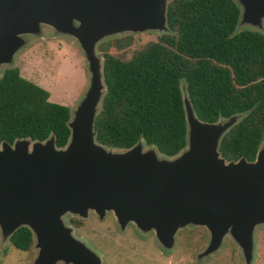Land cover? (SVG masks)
<instances>
[{
  "label": "water",
  "instance_id": "water-1",
  "mask_svg": "<svg viewBox=\"0 0 264 264\" xmlns=\"http://www.w3.org/2000/svg\"><path fill=\"white\" fill-rule=\"evenodd\" d=\"M170 1L0 0V78L2 66L30 40L45 37L46 28L77 44L88 74L69 111L63 147L55 146L53 134L0 143V240L28 229L35 251L29 264H103L65 222L89 212L99 220L110 212L120 232L129 223L140 234L154 232L165 251L174 247L179 229L203 226L208 239L197 261L229 238L243 264L254 263V232L264 227V140L253 161H225L218 151L244 114L200 121L181 82L185 137L175 155H162L142 139L128 149L95 141L93 124L106 91L96 44L122 33L165 31ZM230 1L239 12L234 32L264 34V0Z\"/></svg>",
  "mask_w": 264,
  "mask_h": 264
},
{
  "label": "trees",
  "instance_id": "trees-1",
  "mask_svg": "<svg viewBox=\"0 0 264 264\" xmlns=\"http://www.w3.org/2000/svg\"><path fill=\"white\" fill-rule=\"evenodd\" d=\"M238 9L230 0H173L166 9L171 35H164L128 61L103 60L106 91L93 130L106 147L128 149L139 139L165 156L184 146L180 83L196 117L213 123L244 117L222 137L225 161H253L264 140V34L234 32ZM48 92L22 78L17 68L0 78V143L45 140L56 147L68 139V107L48 101ZM12 245L28 251L31 235L18 228Z\"/></svg>",
  "mask_w": 264,
  "mask_h": 264
},
{
  "label": "rangeland",
  "instance_id": "rangeland-1",
  "mask_svg": "<svg viewBox=\"0 0 264 264\" xmlns=\"http://www.w3.org/2000/svg\"><path fill=\"white\" fill-rule=\"evenodd\" d=\"M46 31L45 37L42 35L30 40L15 55L11 65L2 66V71L10 66L17 68L22 78L48 92V101L64 105L71 112L87 87L85 63L77 44L69 37L56 36L50 28ZM171 34L173 32L169 28L162 32L117 34L99 41L95 51L101 64L105 55L125 62L151 44H164L160 37ZM100 110L99 107L97 113ZM65 222L73 229L75 237L99 253L103 264H243L239 251L229 238H224L216 253L197 261L196 256L208 239L203 226L179 229L174 236V247L165 251L156 241L154 232L140 234L131 223L120 232L110 212L101 220L93 212H89L85 219L68 215ZM254 238L256 252L253 264H264V227L255 230ZM33 242L31 236L30 249L22 252L13 250L7 241L0 240V264H29L35 254ZM5 247L7 251L3 254Z\"/></svg>",
  "mask_w": 264,
  "mask_h": 264
},
{
  "label": "flooded vegetation",
  "instance_id": "flooded-vegetation-1",
  "mask_svg": "<svg viewBox=\"0 0 264 264\" xmlns=\"http://www.w3.org/2000/svg\"><path fill=\"white\" fill-rule=\"evenodd\" d=\"M11 237V236H10ZM10 237H9V239L7 240V242L9 243V245H10V247H12V249L13 250H15V251H21V250H19L18 248H16V247H14L13 245H12V243H11V241H10ZM6 247L2 250V253L3 254H6ZM22 252H24V251H22ZM4 256V255H3Z\"/></svg>",
  "mask_w": 264,
  "mask_h": 264
}]
</instances>
